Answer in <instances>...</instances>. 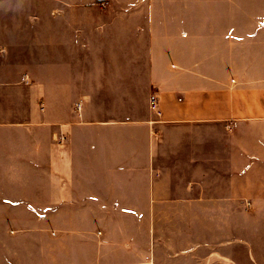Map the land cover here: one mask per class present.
I'll list each match as a JSON object with an SVG mask.
<instances>
[{
    "label": "rangeland",
    "instance_id": "374dc122",
    "mask_svg": "<svg viewBox=\"0 0 264 264\" xmlns=\"http://www.w3.org/2000/svg\"><path fill=\"white\" fill-rule=\"evenodd\" d=\"M0 264H264V0H0Z\"/></svg>",
    "mask_w": 264,
    "mask_h": 264
},
{
    "label": "crops",
    "instance_id": "0c3cea01",
    "mask_svg": "<svg viewBox=\"0 0 264 264\" xmlns=\"http://www.w3.org/2000/svg\"><path fill=\"white\" fill-rule=\"evenodd\" d=\"M188 103H189L188 105H186V104H183L184 106L182 105V107H184V108L180 109V112L177 114V116L175 115L173 120L184 121V122L189 121V122H192L194 124L195 121L206 120V119H209L212 117L209 115L206 117V114L211 113V108L208 106L207 103H205L204 106L199 107V111H196V109L193 108V106L190 102H188ZM177 108H180V104L177 105ZM229 117L230 116L225 115L223 118L228 119ZM104 166H107V167H104L105 170H109V168L111 167V165L108 163H104ZM126 168H128V167H125L122 165L121 167H118V170L124 171V170H127Z\"/></svg>",
    "mask_w": 264,
    "mask_h": 264
},
{
    "label": "built area",
    "instance_id": "2783aa9c",
    "mask_svg": "<svg viewBox=\"0 0 264 264\" xmlns=\"http://www.w3.org/2000/svg\"><path fill=\"white\" fill-rule=\"evenodd\" d=\"M150 102H151V107L155 110L158 109L159 107V101H158V98L155 94H153L150 98Z\"/></svg>",
    "mask_w": 264,
    "mask_h": 264
}]
</instances>
